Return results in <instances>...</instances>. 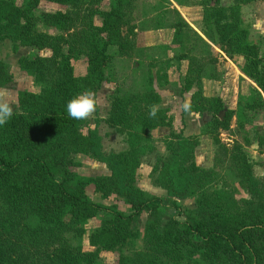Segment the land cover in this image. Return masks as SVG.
I'll return each instance as SVG.
<instances>
[{"label":"trees","instance_id":"obj_1","mask_svg":"<svg viewBox=\"0 0 264 264\" xmlns=\"http://www.w3.org/2000/svg\"><path fill=\"white\" fill-rule=\"evenodd\" d=\"M40 1L22 0L17 4L16 0H0V43L8 39L15 50L21 46L40 50L48 47L49 42L48 34L38 29L39 23L50 27L54 21L73 20L81 15L90 20L99 16L101 23L93 27L94 34L89 38L85 75L74 74L72 57L77 54L60 48L56 49L55 58L33 54L19 59L25 71L38 73L53 69L55 73L40 92H20L18 109L0 126V264H94L90 256L71 249L68 241L69 234L79 237L83 233V222L87 219L105 214L102 224L90 232L89 241L97 249L113 250L119 238L128 236L144 212L156 215L163 208L170 214L180 210L175 199L165 207L161 196L145 195L135 184L134 172L145 149L140 139L148 142L152 139L150 130L171 127L173 118L156 107L161 100L154 90L152 74L145 76L137 92L129 89L125 94L123 89L117 88L113 95L114 106L105 121L119 127L126 135L128 148L105 153L97 127H90L87 118L68 117L65 104L76 94L92 92L96 95L107 78L106 70L114 66L109 49L114 45L115 27L129 15V8H139L140 0H109L108 8H101L103 0H49L73 6L74 10L38 14ZM175 1L180 5L187 3V0ZM254 1L232 0L228 5L222 0L198 3L203 7L204 23L216 32L220 43H225L242 27V6ZM81 4L82 14L77 10ZM118 47V51L123 49L122 44ZM233 49L246 57L257 86L251 84L248 94L240 95L237 111L226 110L222 118L219 116L225 107L222 102L207 108L212 114L209 125L214 128L228 129L234 114L238 127L264 114L262 50L259 45L248 42ZM11 79L6 63L0 60V86ZM189 88L186 83L182 92ZM255 137L256 150L263 152L264 133L257 128ZM171 139L167 147L169 153L157 154L153 176L169 196L183 199L194 195L203 185L206 170L195 162L196 148L200 144L197 136H186L180 131L172 133ZM147 150L154 151L155 145H148ZM79 153L107 164L110 175L97 176L93 182L105 194L116 193L123 198L132 210L130 214L115 205L106 206L89 198L86 182L74 179L71 172V167L78 165L76 154ZM245 173L254 200L248 202L247 216L237 225L225 228L217 222H177L171 218L170 226L179 237L189 239L206 251L211 264H264V179L260 181L248 169ZM201 195L203 200L204 193ZM32 218L38 222L31 224ZM143 260L139 256L136 262L121 261L120 264H141ZM146 264L161 263L146 258Z\"/></svg>","mask_w":264,"mask_h":264},{"label":"rangeland","instance_id":"obj_2","mask_svg":"<svg viewBox=\"0 0 264 264\" xmlns=\"http://www.w3.org/2000/svg\"><path fill=\"white\" fill-rule=\"evenodd\" d=\"M108 1L103 0L101 8H108ZM139 2V8H129V15L115 27L114 45L109 49L114 57V66L106 70L107 78L95 95L96 108L87 119L90 127H97L105 153L127 149L126 135L119 127L108 125L105 119L114 106L113 95L117 88L123 89L125 94L129 89L137 92L145 76L152 74L154 90L161 100L156 107L165 110L173 118V124L150 130L152 139L148 142L145 138L144 142L143 138L140 139L145 149L134 171L135 184L145 195L161 196L165 207L175 199L180 210L170 214L168 209L163 208L156 215L144 212L128 236L119 238L113 250L97 249L90 244V232L99 227L106 217L100 213L83 222V233L79 237L68 235L69 245L74 251L90 256L94 264L133 263L138 261L139 256L144 259L141 264H146V258L161 264H211L206 251L196 247L189 239L179 237L175 228L170 226L171 218L174 217L177 222H217L220 226L231 228L246 218L248 202L254 200L245 171L248 169L260 181L264 179L261 175L264 172V156L260 155L264 152H255V130L258 128L260 133H264V114L243 127H238L234 114L229 128L223 129L209 125L212 114L207 110L211 105L222 102L225 107L219 112L221 118L226 110L235 112L240 95L248 94L251 84L257 86L247 67L246 57L233 47L243 46L245 42L255 43L260 46L264 59V0L242 6V27L235 30L225 43H220L216 32L204 23L202 6L193 12L192 7L181 11L180 4L175 0ZM186 2L195 4V0ZM230 2L232 0L227 3L222 1L226 5ZM16 3L21 4L22 0H16ZM213 3L210 5L213 6ZM77 7L82 14V4ZM67 10L72 12L74 7L41 0L36 13ZM100 23L99 16L90 20L83 15L73 20L54 21L50 27L39 23L38 29L48 34L49 42L48 47L40 50L30 46L15 50L11 40L1 42L0 60L6 63L12 79L0 86V102H7L13 113L18 109L20 92H40L54 76L53 69L38 73L23 70L19 64L22 56L38 54L55 58L58 48L75 52L77 55L72 57L74 74L85 75L89 38L94 34L93 27ZM120 44L123 49L118 51ZM186 83L190 88L182 92ZM128 106L131 108V101ZM84 131L87 132V129ZM180 131L186 136L198 137L200 144L196 148L195 162L206 170L203 185L196 189L194 195L183 199L169 196L166 189L156 184L153 176L157 154H168L172 133ZM152 144L155 150H147V146ZM76 160L78 165L72 166L71 172L74 179L81 178L86 182V192L91 200L106 206L115 205L126 214L132 212L123 198L116 193L105 194L93 182L97 176L110 175L106 163L82 153L76 154ZM37 222L31 219V224ZM149 222L156 225L152 226ZM178 227L181 228L180 225Z\"/></svg>","mask_w":264,"mask_h":264},{"label":"clouds","instance_id":"obj_3","mask_svg":"<svg viewBox=\"0 0 264 264\" xmlns=\"http://www.w3.org/2000/svg\"><path fill=\"white\" fill-rule=\"evenodd\" d=\"M96 108V99L92 92H84L74 95L65 104L68 117L74 120H83ZM154 114V110L153 113ZM12 116V109L7 102H0V126H3Z\"/></svg>","mask_w":264,"mask_h":264},{"label":"crops","instance_id":"obj_4","mask_svg":"<svg viewBox=\"0 0 264 264\" xmlns=\"http://www.w3.org/2000/svg\"><path fill=\"white\" fill-rule=\"evenodd\" d=\"M198 1H200V0H195V4L194 5H189V4H184V5H179L180 6V10L182 11L184 8L185 9H188V7H192L191 8V11H193V10H195V11H197L198 9H200L201 8V4L200 3H198ZM223 2H229L230 0H222ZM255 2V1H254ZM253 2V3H254ZM253 3H251V4H249V5H252ZM256 3V2H255ZM178 4V3H177ZM176 4V5H177ZM178 6V5H177ZM194 12V11H193ZM161 30H163V29H161ZM170 31V30H169ZM170 113L171 114H173V111L171 110L170 111ZM256 145V147L255 148H257V144H255ZM255 152H259V151H255ZM264 152V151H263ZM263 152H259V153H263ZM260 155H262V156H264V153L263 154H260ZM258 166V165H257ZM261 175H264V172L261 174Z\"/></svg>","mask_w":264,"mask_h":264}]
</instances>
